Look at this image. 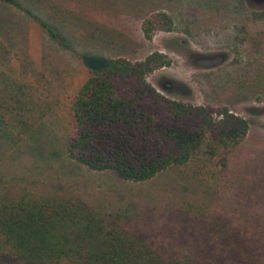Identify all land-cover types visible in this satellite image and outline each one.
I'll list each match as a JSON object with an SVG mask.
<instances>
[{
    "label": "rangeland",
    "instance_id": "374dc122",
    "mask_svg": "<svg viewBox=\"0 0 264 264\" xmlns=\"http://www.w3.org/2000/svg\"><path fill=\"white\" fill-rule=\"evenodd\" d=\"M29 8L64 43L56 44L22 10L0 4V126L12 140L21 137L34 146L46 134L54 146L44 143L46 150L26 147L7 156L6 145L0 146L6 159L0 194L9 200H67L80 221L123 218L165 254L183 248L179 245L188 237L200 238L217 222L243 225L262 239L264 264V5L251 0H40ZM159 12L170 16L172 31H156L147 41L141 23ZM154 51L172 64L148 74V83L167 99L213 112L227 108L248 122L246 138L214 159L197 156L144 183L71 162L63 148L72 129L70 106L90 77L82 57L137 62ZM218 55L223 62L217 66L196 64ZM168 82L173 89L162 86ZM152 111L163 115L161 109ZM204 142H210L209 133ZM221 156L227 158L224 171L216 165Z\"/></svg>",
    "mask_w": 264,
    "mask_h": 264
},
{
    "label": "trees",
    "instance_id": "16d2710c",
    "mask_svg": "<svg viewBox=\"0 0 264 264\" xmlns=\"http://www.w3.org/2000/svg\"><path fill=\"white\" fill-rule=\"evenodd\" d=\"M21 1L24 7L18 0H0V4L22 10L62 45L61 34L29 8L40 0ZM172 27L170 16L159 12L143 20L140 29L149 41L156 31L170 32ZM3 29L8 33L5 25ZM171 64L168 56L154 51L137 62L112 58L106 69L90 71L71 102L72 129L63 143L67 158L89 171L144 183L171 166H183L197 156L214 159L219 151L238 146L249 130L244 118L227 108L213 112L167 99L146 81L148 74ZM153 108L163 115L156 117ZM0 116L4 115L0 112ZM206 133L209 143L204 142ZM43 136L30 146L21 137L12 140L0 126V146L6 145V156L26 147L46 150L44 143L53 147L48 135ZM5 163L0 149V169ZM216 165L226 170L227 158L218 157ZM85 220L80 221L64 199L9 200L0 194V264H261L262 239L243 225L229 228L217 222L200 238L188 237L179 245L183 248L165 254L141 231L124 225L123 218Z\"/></svg>",
    "mask_w": 264,
    "mask_h": 264
},
{
    "label": "water",
    "instance_id": "95a60500",
    "mask_svg": "<svg viewBox=\"0 0 264 264\" xmlns=\"http://www.w3.org/2000/svg\"><path fill=\"white\" fill-rule=\"evenodd\" d=\"M251 1L258 6L264 5V0H251ZM82 62L84 67L92 72H98L108 67V60L100 57L83 56ZM222 62H223V57L217 56L212 59H200L196 62V64L197 66L202 68H211L213 66H217L221 64ZM167 84H170V82H168ZM180 91L182 92V94H186L188 90L187 88L182 87Z\"/></svg>",
    "mask_w": 264,
    "mask_h": 264
},
{
    "label": "flooded vegetation",
    "instance_id": "af4514ba",
    "mask_svg": "<svg viewBox=\"0 0 264 264\" xmlns=\"http://www.w3.org/2000/svg\"><path fill=\"white\" fill-rule=\"evenodd\" d=\"M219 56V55H218ZM217 56H213V57H210V58H201V59H212V58H215ZM164 88L168 89V90H171L173 89V85L170 83V84H163L162 85ZM181 90V89H180Z\"/></svg>",
    "mask_w": 264,
    "mask_h": 264
}]
</instances>
